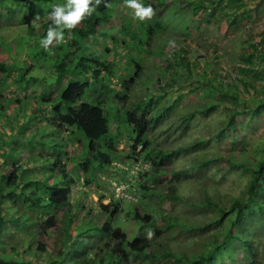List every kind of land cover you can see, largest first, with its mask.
<instances>
[{"label": "trees", "instance_id": "obj_1", "mask_svg": "<svg viewBox=\"0 0 264 264\" xmlns=\"http://www.w3.org/2000/svg\"><path fill=\"white\" fill-rule=\"evenodd\" d=\"M116 1L101 0L90 16L78 22L73 29H64L63 40L59 44L54 41L46 50L40 40L46 36L51 24L49 13L53 5L65 3L66 0H0V27H13L15 32L10 40L0 35V50L4 55L0 57V85L9 79L18 84L17 87L38 82L35 100H20L21 112H43L41 125L51 127L58 132L59 137L55 139L59 141L54 142V148L47 150L39 144L31 143L30 136L23 138V146L17 149L11 147L9 153L0 152V264H152L155 260L160 263V259L172 264H222L225 259L232 264H264V242L259 246L255 232L245 230L248 227L245 219L248 218L260 221V226L254 229L256 232H264V144L255 161H235L234 152L221 151L213 152L208 162L203 156H196L198 158L191 162L189 168L170 171L171 178L177 179L183 173L188 176L190 170L197 171L199 166L221 158L230 163L231 167L244 172L245 189L241 190L239 196H230L228 204L222 197L212 193L206 192L203 195L201 205L211 208L214 214L209 222L213 223V232H204L200 225L181 224L183 230H197L207 235L197 239L198 246L194 252L184 248L175 251L165 243L160 248H154L152 240L142 228L151 227L155 223L156 210L152 205L150 211L145 210L143 214L135 212L141 224L132 236L114 225L113 220L124 198L121 195L114 196L110 181L101 179L106 194L111 196L107 203L99 200L95 209L85 204L83 196L86 192L83 187L95 185V182L101 184L102 181L97 177L100 171L109 172L113 177H128L127 171L118 166V162L125 159L127 163L139 159L149 162L148 167L139 172L144 175L140 186L136 187L137 195L141 191V198H149L156 192L159 199L176 196V187H170L165 193L163 190L159 192L152 185V179H158L164 173V165L180 149H164L148 136L150 122L158 124V119L176 103L165 104L166 112L150 113L147 108L153 99L144 96L143 100L135 104L137 109L142 107L141 112H120V117L132 124L128 133L129 148L125 153L116 144L120 126L116 124L113 129L110 127L107 112H116L117 106L107 100V95L112 94L113 99H121L126 96V88L123 85L121 89V84L119 86L112 80L116 75V65L93 56L89 43L96 41L99 34L104 36L112 32L105 25L111 16L109 6H113ZM168 1L172 3L174 0H159L158 4L164 7ZM140 2L147 3V0ZM147 4L156 11L155 3ZM211 5L204 0H189L186 7L196 13L202 10L203 14L208 8L215 9V5ZM119 7L116 3L113 9L118 11ZM151 31L148 27L146 33ZM17 43V50L20 51L18 55L14 51ZM136 43L142 44L139 41ZM248 43L254 50H245L247 53L240 57L242 62L239 70L251 69L245 62H252L254 58H257V62L261 61L260 58L264 59V39L257 43L248 40ZM144 45L149 43L146 41ZM119 47L115 46V50ZM179 49L186 51L182 47ZM173 56H176L172 63L176 65L174 70L181 69V78L189 79L190 62L175 51ZM137 59L138 56L131 55L128 63H133L134 68ZM212 71V77L204 75L197 80L213 92L214 97L228 99L224 106L227 109L232 107L230 116L233 117L234 112L239 111L238 103L246 105L243 93L256 91L255 78L246 71L240 74L231 70ZM217 76L221 79L224 77L225 81ZM47 78L48 82L44 84ZM166 80L158 83L162 92L168 91L166 86L172 87L171 81L167 83ZM253 93L248 96L251 97ZM1 99L0 117L8 114L5 112L6 99ZM37 103L39 109H35L34 104ZM221 103L219 100H211L202 108L194 109L205 110L202 112L204 114ZM255 105V109L260 108L264 100L260 99ZM193 112L189 109L180 115L187 117L193 115ZM46 114L51 116L46 117ZM62 130H65V134L61 133ZM201 139L198 138L197 142ZM69 140L79 143L80 150H69ZM139 143L141 148L137 149ZM240 144L245 147L246 142ZM24 147H28L31 155ZM187 149L188 146L183 147V150ZM23 156L26 159L21 161ZM117 168L124 173L121 174ZM194 176L198 177V181L201 178L197 172ZM125 181L133 185L136 183V180L130 178ZM201 184L204 186V182ZM98 214L101 217H96ZM164 219L166 229L175 223L169 215ZM161 231L162 228H155L152 232L155 235Z\"/></svg>", "mask_w": 264, "mask_h": 264}, {"label": "rangeland", "instance_id": "obj_2", "mask_svg": "<svg viewBox=\"0 0 264 264\" xmlns=\"http://www.w3.org/2000/svg\"><path fill=\"white\" fill-rule=\"evenodd\" d=\"M152 2L156 5V11L150 19L146 18L141 21L133 16L134 10L126 5L125 0H117L115 4H119V10L113 9L115 4L109 6L111 16L105 25V28L111 29L112 34L108 33L104 36L99 34L97 40L90 41L89 45L93 56L108 60L111 64L116 65V75L112 80L119 86L121 84V89H123V85L126 88V96L121 99H113L112 94L107 95V100L117 106L116 112L107 113L111 129L116 127V124L120 126L116 144L123 153L126 148H129L128 133L132 124L130 121L125 122L120 117V112L127 110L136 114L141 112L142 107L137 109L135 104L140 99L143 100L144 96L153 99L147 108L150 113L166 112L165 104L176 103L158 119V124L153 121L148 127V136L155 144L157 143L164 149H180V152L171 157L164 165L166 166L164 173L160 174L158 179H152L154 181L152 185L159 192L163 190L165 193L169 191L170 187H176L174 188L176 196H164L159 199L158 192H156L155 195L144 199L141 198L140 191L137 199H134L135 201L130 202L123 199L124 202L121 203L120 211L116 214L113 224L124 229L128 236H132L140 229L141 224L136 218L135 212L143 214L145 210L150 211L149 207L152 205L151 207L156 210L155 223L151 227L142 226V228L152 240L154 248H160L161 244L165 243L175 251L184 248L194 252L198 246L197 239H202L207 235L196 232L197 230L193 232L183 230L181 224L200 225L204 232H213L215 228L213 223L209 222L214 214L211 208L201 205L203 195L206 192L212 193L216 197H222L228 204L230 196H239L241 190L245 189L244 172L239 168L231 167L230 163L221 158L207 165L199 166L197 171L190 170L188 176H186L187 173H183L177 179L171 178L170 171L189 168L191 162H194L199 156H203L208 162L209 158L213 157V152H234L236 157L233 160L235 161L242 159L255 161L259 158L260 150L264 144V105L255 109V103L260 99L264 100V59L260 58L261 61L257 62V58H254L252 62H245L247 67H252L251 69H239L242 62L240 57L247 53L245 50H254L248 40L257 43L264 39V0H204V2L214 4L215 9L208 8L203 14L202 10L197 13L190 11L186 7L189 0H174L172 3L168 1L164 7L158 4L159 0H147V3ZM147 3L143 4L148 5ZM154 15L157 17L155 18ZM148 27L151 28V33H146ZM14 34L13 27H0V35L7 40H10ZM16 41L19 40L16 39ZM136 41L142 44L136 43ZM146 41L149 45H144ZM17 45L19 46V43L14 45V51L18 55L20 51L17 50ZM115 46L121 47L115 50ZM179 47L185 48L186 51ZM0 51V57H3L2 49ZM174 51L190 62L189 79L181 78V69L174 70L176 66L172 64L176 57L173 56ZM57 52L60 53V50ZM131 55L138 56L134 68L133 63L131 65L128 63V58ZM213 69L223 72L231 70L233 73L239 74L246 71L252 78H255L256 91L251 90L243 93L246 105L238 103L239 111L234 112L233 117L230 116V112H233L232 107L227 109L224 106L228 99L214 97V93L201 84L200 80H197L204 75L212 77ZM217 77L221 79L220 76ZM165 80L167 83L171 81L172 87L166 86L168 91L162 92L158 83ZM221 81H225L224 77ZM46 82H48V78L44 84ZM38 85L39 83L35 82L33 85L28 83L26 86L17 87L18 84L10 79L1 83L0 98L6 99L4 100L5 112L8 113L0 117L1 153H9L11 147L17 149L19 146H23L24 137L30 138L31 136V143L39 144L46 150L54 148L56 145L54 142L59 141L55 140L59 139L58 132L56 133L51 127L41 125L43 112H21L20 100L24 99L27 102L35 100L34 94L39 89ZM251 93L253 95L249 97ZM248 94L250 95L248 96ZM171 100L174 102L171 103ZM211 100H219L222 103L202 114L205 110L199 111V109ZM34 106L35 109H39L38 103ZM15 107H17L16 110ZM195 107L199 109L196 110ZM189 109L194 111L193 115L181 117L180 114ZM50 116L46 114V117ZM61 133L65 134V130H62ZM198 138L202 139L197 142ZM242 141L246 142L245 147H241L240 142ZM75 143L73 140L67 142L69 150H80L81 145ZM184 146H188V149L183 150ZM24 148L31 155L28 147ZM25 157L23 156L21 161L25 160ZM125 160L119 163L129 170L130 166L126 165ZM147 166L148 163L145 160L140 161V165H138L139 168ZM195 172L200 174L199 181L198 177L194 176ZM97 177L105 182L110 181V188L115 193L121 192L119 184L125 187L126 181L124 182V180L129 178H123L121 182H118L112 174L106 171H100ZM143 177V174L137 175V178L131 175L130 179L136 180L135 186L139 187ZM113 179L114 181H112ZM201 182H204V186ZM94 184L83 187L86 192L83 198L88 208H94L99 200L107 203L111 198L106 194L103 181L101 184L96 182ZM115 193H113L114 196H119ZM170 193H166V195ZM167 215L175 221L168 229L164 225V218ZM96 217L101 216L98 214ZM245 221L248 222V227L245 230L254 231L258 238L257 244L261 246L264 242V232H256L254 229L256 226H260L261 222L248 218ZM155 228H162L160 234L153 235L152 231ZM149 231L151 235H149ZM221 263L232 264L228 259ZM152 264L172 263L160 259V263L155 260Z\"/></svg>", "mask_w": 264, "mask_h": 264}, {"label": "clouds", "instance_id": "obj_3", "mask_svg": "<svg viewBox=\"0 0 264 264\" xmlns=\"http://www.w3.org/2000/svg\"><path fill=\"white\" fill-rule=\"evenodd\" d=\"M100 2L101 0H95V2H93V0H66L65 3L53 5L52 11L49 13L51 24L49 25L47 29L46 36L40 40L41 46L44 49L48 50L49 45H53L54 41L56 44H59L63 40V37H64L63 30L73 29L78 24V22H80L86 16H90L95 11L96 6ZM125 3L130 9L134 10L132 13L133 16L135 18H138L141 21L145 20L146 18L150 19L154 14L153 7L150 4L145 5L141 3L140 0H125ZM138 145H141V144L139 143L137 144V146ZM140 160L142 161L145 159H139L137 161H140ZM145 161L148 162V160H145ZM139 172L137 174H139ZM132 186H134L135 188L134 190L135 195L132 199H129L128 201L134 200L138 196L136 186L133 184ZM128 191L130 193L133 192L131 187H129ZM149 235H151L150 231H149Z\"/></svg>", "mask_w": 264, "mask_h": 264}, {"label": "built area", "instance_id": "obj_4", "mask_svg": "<svg viewBox=\"0 0 264 264\" xmlns=\"http://www.w3.org/2000/svg\"><path fill=\"white\" fill-rule=\"evenodd\" d=\"M140 146L141 145H138L137 146V148H140ZM141 161V160H140ZM140 161H137V162H131V163H126V165H129L130 167V169L128 170V169H126V171H127V175H128V177L130 178V176L131 175H136L140 170H142L143 169V167L142 168H139L138 167V165H140ZM148 163V162H147ZM149 164V163H148ZM118 166L121 168V169H125L124 168V166H123V164H120L119 162H118ZM132 168V169H131ZM117 170H119V172L121 173V171H120V169H118L117 168ZM121 174H123V173H121ZM124 177H114V179L116 180V181H118V182H121L122 180L121 179H123ZM114 179L112 180V181H114ZM124 182H125V180H124ZM126 184H125V187L124 186H122L121 184H119V186L121 187L120 188V190H121V192H119V193H115L114 191V193H115V195L116 194H119V195H121L124 199H127V200H129V199H132L133 197H134V195H135V192H134V190H135V188H134V186H132V183L130 182V183H128V182H125ZM113 184H114V182H113ZM114 186V185H113ZM129 187H131L132 188V190H133V192L132 193H130L129 191H128V189H129ZM114 188V187H113Z\"/></svg>", "mask_w": 264, "mask_h": 264}]
</instances>
